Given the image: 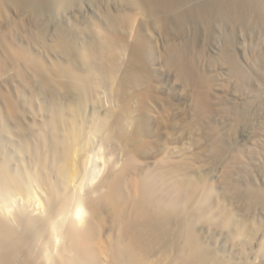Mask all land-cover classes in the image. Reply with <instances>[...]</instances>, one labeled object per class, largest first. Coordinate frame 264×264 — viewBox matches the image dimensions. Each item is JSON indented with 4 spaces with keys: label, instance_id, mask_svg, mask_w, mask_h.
Masks as SVG:
<instances>
[{
    "label": "bare ground",
    "instance_id": "1",
    "mask_svg": "<svg viewBox=\"0 0 264 264\" xmlns=\"http://www.w3.org/2000/svg\"><path fill=\"white\" fill-rule=\"evenodd\" d=\"M250 82L264 0H0V264H256V229L236 257L208 248L218 224L191 208L209 189L181 199L176 161L156 166L198 129L221 151L211 119L243 115ZM230 160L224 201L264 198L238 192Z\"/></svg>",
    "mask_w": 264,
    "mask_h": 264
},
{
    "label": "rangeland",
    "instance_id": "2",
    "mask_svg": "<svg viewBox=\"0 0 264 264\" xmlns=\"http://www.w3.org/2000/svg\"><path fill=\"white\" fill-rule=\"evenodd\" d=\"M254 79L255 78H253L252 80H254ZM245 86L246 87L248 86L247 88L249 90H247V88L243 89V90H247L245 93H249L250 103L248 104L249 107H247L248 110L246 108V112L243 115L238 113V111L236 112L234 109H232L233 111H235V113L229 111L230 114H227L226 111L225 112L223 111L222 117L221 116L218 117L219 116L218 115V116H215L211 119V123H212L211 128H212V131L214 130L213 133L216 135V139H218L219 145H221V148L219 147L221 149V151L218 152V151H215V149L214 150L209 149L210 147L213 146L214 138L206 137L207 135L210 134V131H208V129L200 131V132L198 129L197 131L194 132L195 135L194 134L192 135V137H193L191 139L192 141L186 140V144H184L185 146L180 144L181 149H180V153H179L178 157L172 158L169 153L165 154V153L158 152L160 154L158 155V157L156 159V163L160 164V165L157 164L156 166L160 169H163V168L166 169L168 167L167 165L172 164V161H176L175 167H176V165H178L177 166L178 168L176 167L177 168L176 170H179V172L181 174V175L180 174L178 175V179H179L178 180V183H179L178 195H180L181 199H186L184 197H189L190 195L192 196V194H193V196H195L196 193H200V192L204 193L205 191L207 192V190L209 189V194L207 192L205 197H203V200L205 202L202 201L203 202L202 203V202L198 201V203H196V207L195 208L192 207L191 211H194L196 214L198 213V216H200V218L203 217V215L205 213L208 214V211H209V216L207 214H205L204 217H206V219L204 218V221H202V223L205 222L204 224H206L207 219H209V221H212L213 223L215 222L214 224H218V225H217L216 229H213L214 227H211L212 228L211 231H213L214 234L216 233L215 235L212 233L210 235V238L205 239L206 237L203 238L202 236H204V235H202V233H199V237H200L199 239L202 240L203 243L205 241H207V242H205V245L208 248L213 247L212 249H214V247H215V249H217V251H219V250L224 251L226 249L224 252H225V254L230 255V257H231V255H232V257L233 256L236 257L234 255V254H236L235 250L237 249L234 246L235 244H237V245L239 244L238 248H242V246L244 247L246 245H247L246 247H248L249 243H247V240H248L247 236L250 235V233L252 234L255 231V229L258 232L259 238H261V239H259V242L260 243H261V241L264 242V238H263L264 237V234H263L264 233V198L259 197V198H256L255 200L252 201L250 199L248 200L247 197L244 198L245 196L244 197H238L237 196V197H235L236 200H233V199L228 200L227 199L224 201V199L221 197L222 191H223V189H222L223 186L220 183L219 176L221 175V173L224 172L225 166L230 165L228 163L231 162V160H230L231 154H233L234 152L242 154L244 159H245L244 163L246 164V165L245 164L243 165L244 167L234 166L233 168H231V171H230V177H231L232 181L237 185V187H239L238 192L239 193L252 192L255 195H258L259 193L260 194L264 193V137L261 136L262 129H260V127L263 128V126H264V123H263L264 122V118H263L264 117V88L258 89L257 87L252 85L251 82L249 84L246 83ZM252 87H253V89H252ZM243 93H244V91L240 92L239 94H243ZM245 93H244V95H242L240 97L243 98L246 95ZM183 97L186 98V94H184L182 97L176 98L174 103L177 104L178 106H181L182 108L185 107V110L187 111V109H189V108H187L188 106L185 104V99ZM231 104H232L231 102H228V103H226V105L224 104V105L219 106L218 109L220 107H221L220 109H223V107L224 108L225 107L231 108ZM172 114H173L172 117H174L173 119L175 122L182 121L184 119V116H185L183 113H179V115H178L177 113L172 112ZM202 133H205V134H202ZM254 137H255V139H254ZM198 138H200L201 140ZM256 141H258V143ZM251 142L253 144H251ZM260 143H262V144H260ZM252 147H254L255 149L254 148L252 149ZM184 152H185V154H184ZM205 153H206V155H205ZM185 157L188 159H185ZM166 159H168V161H170V162H168ZM190 159L193 161H194V159H197V160L194 162V167L189 168L188 169L189 171H186L187 170L186 167H188L187 164L189 163ZM200 160H201V162H200ZM159 161H161V162H159ZM162 163L164 165L165 164L166 165L164 166ZM223 163H225V164H223ZM183 177H184V179H183ZM203 189H205V190H203ZM201 190H203V191H201ZM213 196H214V198H213ZM192 198L193 197H191L189 199L190 202L192 201ZM217 198H219V199H217ZM222 201H224V202H222ZM218 202L222 203V205L219 204ZM181 203H180V206H182V207L180 210H182L183 206H184L183 201ZM199 208H200V210H197ZM209 208H211L212 210H215V211L213 212ZM197 211H199V212L201 211L203 213L201 214V212L199 213ZM214 213H216V216H214ZM213 218L215 219V221ZM216 218H218V220H216ZM201 220H203V218ZM241 222H243L245 225ZM200 224H201V222H200ZM198 225H196V229H200V226H198ZM249 225H250V227H249ZM222 226H223V228H222ZM218 229L221 230L220 231L221 233H223V231H224L223 236L217 234V232L219 231ZM201 237H202V239H201ZM211 237H213V238H211ZM203 239H204V241H203ZM214 239H215V241H214ZM227 239L230 240L231 242L226 241V242H228L226 244L225 240H227ZM233 241L234 242L236 241L234 245H233V243H234ZM229 243H231V244H229ZM232 249H234V252ZM228 250H231V251H228ZM226 251H227V253H226ZM263 252H264V250H262V252L260 251V254H263ZM263 259H264V257H261L260 259L257 258L255 263L259 264L261 261H264ZM252 260H253V258L250 259V261H252ZM263 264H264V262H263Z\"/></svg>",
    "mask_w": 264,
    "mask_h": 264
}]
</instances>
